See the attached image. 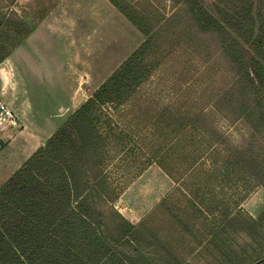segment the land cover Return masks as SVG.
I'll list each match as a JSON object with an SVG mask.
<instances>
[{
	"label": "trees",
	"instance_id": "1",
	"mask_svg": "<svg viewBox=\"0 0 264 264\" xmlns=\"http://www.w3.org/2000/svg\"><path fill=\"white\" fill-rule=\"evenodd\" d=\"M108 1L145 41L0 187V264H198L188 238L204 264H264V212L254 219L242 207L264 189L263 1L216 0L211 12L177 0L198 34L219 39L231 82L212 94L215 64L190 42L189 58L201 63L177 71L174 92L186 85V97L169 103L143 94L161 26L124 0ZM37 25L16 22L14 37L0 23V65ZM128 105L122 126L114 117ZM220 120L247 124L244 146L232 145ZM136 145L147 154L141 164L155 163L174 186L132 225L114 208L122 183L117 176L114 186L109 165L112 148L131 157Z\"/></svg>",
	"mask_w": 264,
	"mask_h": 264
},
{
	"label": "rangeland",
	"instance_id": "2",
	"mask_svg": "<svg viewBox=\"0 0 264 264\" xmlns=\"http://www.w3.org/2000/svg\"><path fill=\"white\" fill-rule=\"evenodd\" d=\"M60 1L61 0H15L14 5L8 6L7 2L0 0V23L5 24V27H1V31H7L10 33V36L15 37L11 30L14 29L16 22L22 21L24 22L25 27L31 28L33 25H37V22L40 21L41 17L56 7ZM200 1L205 8L214 12L213 5L216 0ZM262 1L264 11V0ZM124 2L130 4V6L132 5L134 10L141 15L146 16L153 25L155 24V27L158 28L161 26L159 30L163 33V38L159 41L156 40L155 42L154 51L156 54L150 55L145 61L146 65H149V62H152L153 64H151V68H146V74H149L151 78H149V84L144 87L143 94L146 93L154 96L156 95L159 100L163 101V103H169L175 96H178L179 100L186 97V85H184V89L181 87L182 91L180 94H175L173 86L176 81L177 74L182 69L184 64H186V68H190L201 63L199 57L195 58V60L189 58L187 51L190 52L188 47L190 42L193 45L195 44L200 46L199 49L202 52L208 50L207 52L210 54L208 58H210V61L215 64L216 68L212 71V78L215 80V84L213 85L211 93L217 95L219 94V91L224 90L230 84L231 78L229 75L230 73L227 72L225 58L220 54V52H218L220 45L219 39L216 36L210 38L198 34L197 28L192 23L190 14L188 13V6L184 1L124 0ZM109 26V28L112 29L109 34L110 40L111 38H115L114 33L119 36L118 38L120 40H125L124 32L120 31L121 27L123 28L122 23L121 25L120 23H110ZM90 28L94 30V32H91L90 36H96V34H98V27L91 24ZM99 33L106 34V32ZM128 33L129 29L126 32V35H128V41L126 40L127 48L118 54L116 53L119 50L115 49V46L112 45L108 48L109 42L105 39V35L102 37L104 41L101 44L97 41L95 42L94 40L88 42V46L85 51L87 52L86 62L89 69L87 68L88 72L83 74L82 77L78 76L76 81L82 87V90L80 91L82 94L72 98L75 102L73 106L66 110V112L62 113V119L66 120V118H68L78 106L82 105L89 98V95H92L93 92L145 41V37L140 33L136 37L131 36V38ZM191 35L193 36L192 40L190 39ZM197 35L198 39L194 40V36L196 37ZM116 50L117 52H115ZM43 51L47 56L53 58L56 57L60 60H62L63 56L66 54L65 49H62L61 47L54 49L47 47L46 50ZM106 52L109 53L108 62L106 56L104 55ZM52 53H54V55H52ZM103 55L104 58H102ZM205 56L207 57V54ZM101 59L103 61V65L105 66V70H103V65L99 68ZM59 63L62 66V62ZM94 65L97 66L94 67ZM16 73L12 74L10 85L7 90H9L10 93L15 92L20 101L22 99L25 100L24 104L30 110L31 116L36 118L35 121L38 120L41 122L46 114H49L51 111L57 109L55 108L57 103L61 102L66 104L69 102L68 96L65 95L66 89L63 88V90L60 91L57 87H55V84L60 87V82H63L64 80L61 81V79H56V81H37L32 77H29V74H26L25 71L22 73ZM192 78L195 79L194 77ZM191 82H193V80ZM198 90H200V86L196 91ZM194 92L195 89L193 93ZM197 94L199 93L194 95L197 96ZM79 103L80 105H78ZM0 105L7 108L4 104L0 103ZM130 107L131 105L123 106L119 108V113L117 115L115 114L116 117L114 118H116L120 124L122 122V126L128 122L131 116L127 115L126 117L125 115V117H122L121 114L128 108L130 109ZM32 108H34L35 111H33ZM8 110L13 114L10 109ZM13 117L15 118L16 123L17 120L14 114ZM0 122V128L4 127L1 118ZM51 122L52 124L57 123V120L54 119ZM218 125L225 130L232 145L237 147L244 146L248 135L251 133L247 124L241 120L236 122L220 120ZM58 128H55L50 135H52ZM134 139L135 137H129L126 141H131L128 143L133 144ZM133 152V155L130 157L127 154H124L122 149L112 148L110 150V156L113 157V159L109 165V168H112V170L109 175L110 178H115L112 179L114 186L117 185V176H121L120 179H117L120 184L122 183V186H118L119 189L117 190L120 192V195L119 199L114 204V208L121 216H123V218L136 223L147 216L158 205V203L170 192V190H172L174 184L155 163L146 162L142 165L147 154L140 151L137 145L134 146ZM135 152H137V155ZM114 186H112V188ZM180 194L181 191H177L175 196L178 197ZM242 207L251 217L258 219L264 212V189L262 187L256 188L244 201ZM200 226L201 225H198V228H200ZM199 240L200 238H198V242ZM187 241L192 242H189L190 249L194 251V254H192L193 256L191 255V259H195H192V261L194 260V262H197L198 264H204L200 258H197V255L201 252V248L195 245L197 241L193 238H188Z\"/></svg>",
	"mask_w": 264,
	"mask_h": 264
},
{
	"label": "crops",
	"instance_id": "3",
	"mask_svg": "<svg viewBox=\"0 0 264 264\" xmlns=\"http://www.w3.org/2000/svg\"><path fill=\"white\" fill-rule=\"evenodd\" d=\"M110 23L123 24V28L120 26V31L124 32V41L115 33V38L110 40L109 34L112 30L109 28ZM91 24L98 27V34L93 35L94 37L90 36L91 32H94L90 28ZM128 29L130 38L140 33L108 0H61L3 61L0 65V103L13 112L17 122L0 128V187L37 149L44 145L51 132L67 120L61 118L62 113L73 106L74 96L82 94L80 92L82 87L76 81L78 76L82 77L89 69L85 51L88 42L94 40L101 44L105 35V39L109 42L108 48L115 46V49L119 50L115 51L118 54L127 48ZM47 47L51 49L61 47L65 49L66 54L62 60L49 57L43 51ZM104 55L108 62L109 53L106 52ZM59 62H62V66ZM101 62L99 68L103 65L102 59ZM103 70H105L104 65ZM23 71L37 81L64 80L60 82V87L56 84L55 87L60 91L66 89L65 95L68 96L69 102L57 103L55 105L57 109L53 108L55 110L46 114L41 120L42 123L35 121L36 118L31 116L30 110L24 104L25 100L20 101L15 92L10 93L7 90L12 74ZM32 110L35 111L34 108ZM54 119L57 123L52 124L51 121ZM129 222L132 225L139 223Z\"/></svg>",
	"mask_w": 264,
	"mask_h": 264
},
{
	"label": "built area",
	"instance_id": "4",
	"mask_svg": "<svg viewBox=\"0 0 264 264\" xmlns=\"http://www.w3.org/2000/svg\"><path fill=\"white\" fill-rule=\"evenodd\" d=\"M0 118L4 126L7 124L13 125L15 123V118L13 117V114L3 105H0ZM0 125H1V122H0ZM1 128H4V127H1Z\"/></svg>",
	"mask_w": 264,
	"mask_h": 264
}]
</instances>
